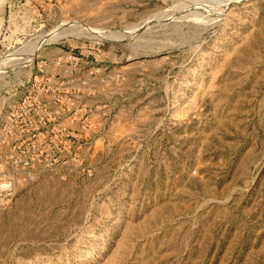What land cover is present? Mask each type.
<instances>
[{
  "label": "rangeland",
  "instance_id": "1",
  "mask_svg": "<svg viewBox=\"0 0 264 264\" xmlns=\"http://www.w3.org/2000/svg\"><path fill=\"white\" fill-rule=\"evenodd\" d=\"M225 1L0 0V264H264V0Z\"/></svg>",
  "mask_w": 264,
  "mask_h": 264
},
{
  "label": "bare ground",
  "instance_id": "2",
  "mask_svg": "<svg viewBox=\"0 0 264 264\" xmlns=\"http://www.w3.org/2000/svg\"><path fill=\"white\" fill-rule=\"evenodd\" d=\"M236 1H237V3L238 2H240V1H244V0H226L225 2H224V4L223 5H225V6H227V7H229L230 5H231V3H236ZM129 32V31H128ZM127 33V32H126ZM85 34V33H84ZM56 38L57 37H55V38H52V37H46V38H41V40H38V42L33 46V48H34V50H39V49H41L42 48V46L44 45V44H46V43H50V42H53V41H55L56 40ZM37 40V39H36ZM28 47V46H27ZM30 48H32V47H30ZM30 48H28V49H30ZM34 50H31V52L32 51H34ZM22 51V50H21ZM24 53V52H23ZM28 53V52H27ZM33 53V52H32ZM25 54V53H24ZM23 54V55H24ZM35 54V53H34ZM14 56V55H13ZM33 54H29V59L27 58V60H31V59H33ZM12 57V56H11ZM10 57V59H6V60H4V61H2L1 63H0V66H2L3 67V65H7L8 64V66L10 65L11 66V64L12 63H14L15 61L17 62L18 61V63H19V59H17L16 57V59H13V58H11ZM21 60H23L24 61V57H23V59H21ZM7 61V62H6ZM26 62H29V61H26ZM17 63V64H18ZM20 64V63H19ZM24 64H25V62H24ZM13 66H15L16 68L17 67H19L18 65L16 66V65H13ZM25 66V65H24ZM23 67V66H22ZM21 67V68H22ZM1 68V67H0ZM8 68V67H7ZM10 68V67H9ZM14 68V67H13ZM2 69V68H1Z\"/></svg>",
  "mask_w": 264,
  "mask_h": 264
},
{
  "label": "built area",
  "instance_id": "3",
  "mask_svg": "<svg viewBox=\"0 0 264 264\" xmlns=\"http://www.w3.org/2000/svg\"><path fill=\"white\" fill-rule=\"evenodd\" d=\"M11 185H12L11 183H7V182L0 185V195H3L8 201L13 196V191H12Z\"/></svg>",
  "mask_w": 264,
  "mask_h": 264
}]
</instances>
